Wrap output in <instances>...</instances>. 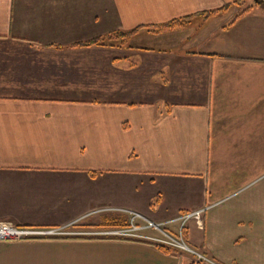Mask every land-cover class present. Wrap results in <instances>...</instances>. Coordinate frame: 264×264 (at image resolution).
<instances>
[{
    "label": "crops",
    "instance_id": "obj_1",
    "mask_svg": "<svg viewBox=\"0 0 264 264\" xmlns=\"http://www.w3.org/2000/svg\"><path fill=\"white\" fill-rule=\"evenodd\" d=\"M233 1L0 0V222L67 232L0 264H198L109 231L207 205L199 250L264 264V6L201 13Z\"/></svg>",
    "mask_w": 264,
    "mask_h": 264
},
{
    "label": "built area",
    "instance_id": "obj_2",
    "mask_svg": "<svg viewBox=\"0 0 264 264\" xmlns=\"http://www.w3.org/2000/svg\"><path fill=\"white\" fill-rule=\"evenodd\" d=\"M204 211V208L197 209L196 211L184 213L178 218L171 220L173 221L172 223H179L177 231L172 229L175 234L165 228L167 225L166 223H169L170 221H167L166 223H157L136 212L131 213V225L123 229L109 231V233L117 236L142 240L153 244H161L175 250L190 252L195 257V262L198 264H221L215 259L207 257L198 249L199 243L203 236ZM137 218L145 219V225L137 224L135 222ZM143 228L156 229L159 231V234L151 235L144 231ZM66 233L67 232H65L64 228H27L19 227L8 222H0V240L3 241L60 236ZM188 234L190 235V239L188 238Z\"/></svg>",
    "mask_w": 264,
    "mask_h": 264
},
{
    "label": "trees",
    "instance_id": "obj_3",
    "mask_svg": "<svg viewBox=\"0 0 264 264\" xmlns=\"http://www.w3.org/2000/svg\"><path fill=\"white\" fill-rule=\"evenodd\" d=\"M246 1L247 0H235L229 4H226L225 6L220 7V8L212 9V10H206V11L201 12V13L203 15H205L206 18H210V17L216 16L219 13H223V12L227 11L231 5H239V6H242V9L236 17H240V16H243L246 13L250 12L254 7L264 4V0H254L253 3L246 4L245 6H243ZM191 19H192L191 15H188V16H182V17L174 18V19L169 20L167 22H164L162 24L140 25V26L136 27L135 29L127 31V32H125V31L111 32L105 36H100V37L94 38L92 40H89V41L85 42L84 44L85 45H93V44L94 45H116V44L124 45V44H127L129 39L141 29L147 28L148 31L161 33V32H165L168 30H173V29L185 26L188 23H190ZM154 245L156 247H158L159 249L166 251V252L175 251V249H172L170 247H167V246H164L161 244L154 243Z\"/></svg>",
    "mask_w": 264,
    "mask_h": 264
},
{
    "label": "rangeland",
    "instance_id": "obj_4",
    "mask_svg": "<svg viewBox=\"0 0 264 264\" xmlns=\"http://www.w3.org/2000/svg\"><path fill=\"white\" fill-rule=\"evenodd\" d=\"M254 2V0H247L245 3H244V5L243 6H245L246 4H250V3H253ZM261 6H264V4H262ZM238 7H239V10L241 11V7L242 6H239L238 5ZM239 11V12H240ZM239 12L237 13V15L239 14ZM236 15V16H237ZM235 16V18L232 20V22L231 23H233L235 20H237L238 18H240V17H236ZM210 205H207V206H205V207H203L204 209H205V211L208 209V207H209ZM203 208H200V209H203ZM197 210V209H196ZM196 210H193V211H196ZM193 211H190V212H193ZM205 211H204V213H203V219H204V214H205ZM133 213H135V212H133ZM136 213H139V212H136ZM139 214H141V213H139ZM184 214V213H183ZM143 215V214H142ZM182 215V214H181ZM181 215H179V216H181ZM143 216H145V215H143ZM178 216V217H179ZM177 217V218H178ZM145 218H148V217H146L145 216ZM149 220H152V219H150V218H148ZM174 219H176V218H173V219H171V220H174ZM171 220H167V221H170L169 223L167 222V221H164L167 225L165 226V228L166 229H168V230H170L172 233H174L175 234V232L173 231V230H178V227H179V223L178 222H174V223H172L173 221H171ZM152 221H154V222H156L155 220H152ZM135 222L137 223V224H140V225H145V223H146V220L145 219H142V218H137L136 220H135ZM157 223H162V222H157ZM203 223H204V221H203ZM171 224H175L174 225V227H171ZM129 225H131V216H130V220H129V223L125 226V227H122V228H120V229H123V228H126V227H128ZM19 227H27V228H39V229H49V228H55V227H38V226H19ZM172 228H173V230H172ZM119 229V228H118ZM144 229V228H143ZM144 231H146L147 233H149V234H153V235H157V234H159V231L158 230H156V229H150V228H147V229H144ZM189 234H188V238H189ZM190 239V238H189ZM199 245H200V243H199ZM199 249V248H198Z\"/></svg>",
    "mask_w": 264,
    "mask_h": 264
},
{
    "label": "bare ground",
    "instance_id": "obj_5",
    "mask_svg": "<svg viewBox=\"0 0 264 264\" xmlns=\"http://www.w3.org/2000/svg\"><path fill=\"white\" fill-rule=\"evenodd\" d=\"M121 239V238H120ZM130 240V239H129ZM131 242V241H130Z\"/></svg>",
    "mask_w": 264,
    "mask_h": 264
}]
</instances>
